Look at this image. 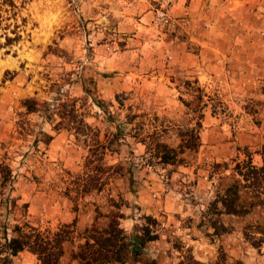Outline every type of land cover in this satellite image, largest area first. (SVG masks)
Segmentation results:
<instances>
[{
    "label": "rangeland",
    "instance_id": "rangeland-1",
    "mask_svg": "<svg viewBox=\"0 0 264 264\" xmlns=\"http://www.w3.org/2000/svg\"><path fill=\"white\" fill-rule=\"evenodd\" d=\"M12 2H0V242L24 222L102 227L114 202L130 239L156 236L128 264H264V172L239 175L264 169V0ZM128 107L171 147L200 114L196 151L148 163ZM115 135L103 164L122 175L80 196L86 144ZM235 185L245 213L223 214ZM73 246L60 264H78ZM10 264L38 263L22 251Z\"/></svg>",
    "mask_w": 264,
    "mask_h": 264
},
{
    "label": "trees",
    "instance_id": "trees-1",
    "mask_svg": "<svg viewBox=\"0 0 264 264\" xmlns=\"http://www.w3.org/2000/svg\"><path fill=\"white\" fill-rule=\"evenodd\" d=\"M9 8H13L12 0H0ZM10 38L4 37L5 46L11 45L19 39L14 32ZM26 101L25 103H27ZM120 106L121 102H117ZM99 106V104H97ZM27 108V107H26ZM32 111L31 108H28ZM127 113L124 116L125 125H134L132 128V137L142 144L145 153L148 155V163H155L162 166H177L184 162L181 155L184 153L195 152L198 147V131L200 127L199 120L201 115L197 117L195 128L184 131L178 135V143L175 147H171L162 140L164 130L153 129L150 132L143 133V126L135 120L137 116L131 112V108H126ZM72 123V122H70ZM73 125V124H72ZM73 127V128H72ZM70 129L75 130L76 126ZM116 135L108 142L100 143L90 140L91 143L86 144L88 154L83 164V175L81 179L78 194L81 196L91 191L99 192L108 180L113 177L122 175L119 164L114 166H105L103 157L105 153L110 151L114 144ZM84 142V141H83ZM85 143V142H84ZM263 168H254L247 165L246 172H239L244 181L254 179L256 173L263 174ZM6 175L9 174L6 172ZM1 175V184H4L6 177ZM236 185L230 186L224 191V195L220 198L221 212L228 215H242L244 209L236 206ZM112 211L108 212L105 217L106 223L102 227H98L92 223L89 227L84 228L80 233L76 234L74 223L59 226L55 231L50 229L40 230L32 227L26 222L21 225H14L7 237L3 232L0 242V264H10L11 258L17 253L27 251L32 254L38 264H60L66 244L74 245L70 254V258L78 264H128L136 261L142 250L143 245L147 241L153 240L156 236H150L148 229L144 226L139 236L130 239L119 226V220L122 214L118 211L119 204L113 202ZM149 219V218H146ZM143 264H155L153 260H144Z\"/></svg>",
    "mask_w": 264,
    "mask_h": 264
},
{
    "label": "built area",
    "instance_id": "built-area-1",
    "mask_svg": "<svg viewBox=\"0 0 264 264\" xmlns=\"http://www.w3.org/2000/svg\"><path fill=\"white\" fill-rule=\"evenodd\" d=\"M170 1L171 0H164V4H167ZM155 20H156V22H158V24H162V25H165L168 23L167 16L165 15V13L162 10H159L156 12Z\"/></svg>",
    "mask_w": 264,
    "mask_h": 264
}]
</instances>
